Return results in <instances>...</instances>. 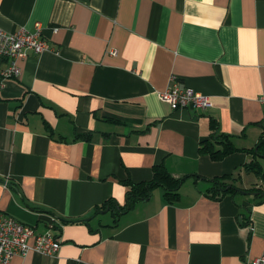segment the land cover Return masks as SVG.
<instances>
[{
    "label": "crops",
    "instance_id": "1",
    "mask_svg": "<svg viewBox=\"0 0 264 264\" xmlns=\"http://www.w3.org/2000/svg\"><path fill=\"white\" fill-rule=\"evenodd\" d=\"M36 22L56 51L28 50L17 77L0 75V210L53 230L62 245L10 264H249L261 255L264 200L246 189L263 179L245 170L254 154L241 149L264 135V0H0L1 28ZM10 62L0 56V71ZM173 79L212 105L173 109L158 95ZM215 132L234 134L240 150L222 160L200 152ZM160 163L189 175L179 198L167 202L158 187L119 210L124 181L150 180ZM231 172L240 191L210 192Z\"/></svg>",
    "mask_w": 264,
    "mask_h": 264
},
{
    "label": "built area",
    "instance_id": "2",
    "mask_svg": "<svg viewBox=\"0 0 264 264\" xmlns=\"http://www.w3.org/2000/svg\"><path fill=\"white\" fill-rule=\"evenodd\" d=\"M55 49L43 35L41 22L35 23L34 30L21 26L16 31L9 32L0 27V56H6L11 60L9 66L0 71V75L3 79L17 77L21 72L19 58L26 56L28 50L41 54L48 50L56 51ZM111 53L116 54L117 51L113 49ZM158 95L173 109L188 107L207 109L212 105L207 94L190 87H179L176 79L172 80L167 89L158 91ZM260 101L264 105V93L260 96ZM61 245L62 241L53 230L38 233L33 226L0 210V264H10L14 256H25L31 251L53 255ZM249 264H264V252L253 258Z\"/></svg>",
    "mask_w": 264,
    "mask_h": 264
},
{
    "label": "trees",
    "instance_id": "3",
    "mask_svg": "<svg viewBox=\"0 0 264 264\" xmlns=\"http://www.w3.org/2000/svg\"><path fill=\"white\" fill-rule=\"evenodd\" d=\"M234 136V134L228 135L215 132L212 134V139H206L201 142L200 152L210 155V157L214 160H222L226 156H229L230 154L240 150V148L237 147L232 140V137ZM77 138H79V135ZM216 142L220 143L222 147H217L215 144ZM241 150L250 151L254 154V158L250 162H247L243 165L245 170L248 172H253L256 174V176L263 179L262 186H255L246 190L258 193V195H261L262 197L261 200H264V135L261 136L260 141L257 144V148L255 147L253 149ZM188 176L189 175L182 177L175 176L173 173L167 170L163 163L156 164L153 169V176L150 180L141 181L138 183H133L126 180L124 181V183L130 187L126 193V203L124 206L119 205L115 200L113 201L119 210L123 208H130L138 200L151 197L153 190L155 188L161 187L163 189V196L165 200L169 203H172L179 198L180 187ZM233 178L232 172L215 178L216 186L212 188L210 192L218 190V187L221 191H217L216 193L220 192L222 194H228L240 191L235 184L229 182V180ZM110 203L111 202H109L108 205H110ZM102 207L103 206L97 207L96 212ZM109 209H112V206Z\"/></svg>",
    "mask_w": 264,
    "mask_h": 264
},
{
    "label": "rangeland",
    "instance_id": "4",
    "mask_svg": "<svg viewBox=\"0 0 264 264\" xmlns=\"http://www.w3.org/2000/svg\"><path fill=\"white\" fill-rule=\"evenodd\" d=\"M246 175H248L249 178H251V177H255V175H253V174H246Z\"/></svg>",
    "mask_w": 264,
    "mask_h": 264
},
{
    "label": "water",
    "instance_id": "5",
    "mask_svg": "<svg viewBox=\"0 0 264 264\" xmlns=\"http://www.w3.org/2000/svg\"><path fill=\"white\" fill-rule=\"evenodd\" d=\"M256 148H257V146H256Z\"/></svg>",
    "mask_w": 264,
    "mask_h": 264
}]
</instances>
